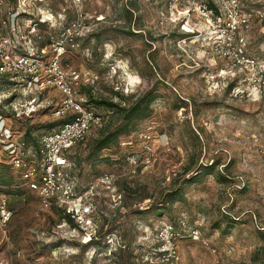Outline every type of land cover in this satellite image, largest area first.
Wrapping results in <instances>:
<instances>
[{
	"label": "rangeland",
	"instance_id": "1",
	"mask_svg": "<svg viewBox=\"0 0 264 264\" xmlns=\"http://www.w3.org/2000/svg\"><path fill=\"white\" fill-rule=\"evenodd\" d=\"M161 2L83 0L79 6L92 28L75 47L66 44L61 59L66 67L99 75L83 86L82 97L105 121L68 154L78 192L89 198L69 222L58 205L42 208L26 184L20 196L0 191L13 212L7 235L0 226V264H165L158 253L162 222L181 231L177 264H264V100L241 74L221 71L225 63L205 21L193 15L161 26ZM246 5L264 11V0ZM42 6L65 7L69 24L78 16L66 0ZM51 23L41 30L59 36L64 28ZM245 37L249 53L264 58V18L253 19ZM90 95L124 106L153 100L130 131L98 149L100 139L127 121L89 103ZM20 96L22 117L8 118L7 127L17 135L31 125L39 136L49 131L42 125L54 119L59 91L49 86ZM31 97L37 99L34 112L24 105ZM106 175L112 183H102ZM193 228L199 240L190 236Z\"/></svg>",
	"mask_w": 264,
	"mask_h": 264
},
{
	"label": "built area",
	"instance_id": "2",
	"mask_svg": "<svg viewBox=\"0 0 264 264\" xmlns=\"http://www.w3.org/2000/svg\"><path fill=\"white\" fill-rule=\"evenodd\" d=\"M45 1L0 0V105L11 98L3 107L21 118L23 109L19 110L16 106L20 95L50 86L60 93L52 108V116L67 120L57 128L43 132L35 150L27 147L20 135L7 127L8 118L0 115V160L21 170L24 184L38 193L42 208L49 209L56 204L75 219L81 215L84 198L89 196L84 197L78 192L75 164L68 154L74 146L87 140L95 127L102 126L105 117L87 107L82 97L83 86L98 82L99 75L88 69L66 67L61 59L66 44L75 47L77 39L92 28L79 12L83 0H66L76 8L78 16L64 27L59 36L50 34L49 44L40 48V23L53 20L55 23H51L52 26L57 27L66 10L64 7L56 14L50 7L42 6ZM160 1L165 6L159 15L161 26L168 19H187L193 15L205 21L211 31L210 40L217 57L225 63L221 71L241 74L242 80L264 100V58L249 53L245 37L252 20L263 19L264 11L249 8L247 0ZM48 48L54 51L52 55L47 52ZM2 86L6 89H1ZM234 89L240 90L239 87ZM36 102V97H31L24 105L34 112L37 110ZM145 136L147 141L152 138L149 133ZM112 180L111 175H106L102 183L109 184ZM94 190L96 187L91 186L87 194H93ZM85 207L87 211L91 209L90 204ZM12 213L6 195L0 194V226L4 228L5 235L8 234L6 227ZM189 234L194 240H199L201 236L198 228L191 229ZM181 235L174 223H161L158 253L165 264L179 263L181 256L177 240ZM1 264L10 263L4 261Z\"/></svg>",
	"mask_w": 264,
	"mask_h": 264
},
{
	"label": "trees",
	"instance_id": "3",
	"mask_svg": "<svg viewBox=\"0 0 264 264\" xmlns=\"http://www.w3.org/2000/svg\"><path fill=\"white\" fill-rule=\"evenodd\" d=\"M132 9L133 8L130 9L128 7V11L130 12V14H131V12H133ZM52 11L55 12L56 14L59 13V11H55L53 9H52ZM66 12H67V9L64 11V17L60 20L59 26H57L55 28L61 29V28H64L67 24H69L68 16H66L67 15ZM44 23H47V22L40 23V29H41L42 24H44ZM51 30H54V29H51ZM41 33H42V39L38 42V45L40 48H43L44 46H47L49 44L50 34L52 32H50V33H49V31L43 32V30H41ZM231 86H230V88H231ZM122 98L124 99V97H122ZM10 99L5 100L4 103L0 105V115H3L7 118H13V119L15 118V119L19 120L18 117H16V115L14 114L15 113L14 111H11L10 109H5L3 107L4 104H6L10 101ZM152 100H153V98L147 100L146 105L143 106L142 102L144 100H143V98H141L140 101L136 102L135 105H133V106H130V105L124 106V105H122L121 102H116L113 99L112 100L97 99V98H94L92 95H90L89 103H91V104L94 103L97 106H103L106 108V110L108 112H111V114L112 113L113 114L115 113L117 115L122 114L124 116L123 119H125L127 121L125 123V125H126L125 128L117 129L116 131H111L110 133H107V135L105 137L100 139L97 142L98 149H102V148H105V147L112 145L114 142H116L118 140V137L121 134H123V132H125L124 130L130 131L131 130L130 126H132L131 122H132L133 118L139 116V114H143L144 116H146V113H147L146 111L150 110V104H151ZM85 104L87 105L86 102H85ZM66 120L67 119H63L60 117L58 119H53L49 122H45V125H42V126H47L50 130H53V129L57 128L58 126H60ZM34 131H35L34 125H31L28 128L26 127L25 130L23 131V133H20V137H21V141L25 142L27 147H31L32 149L37 150V148L39 147V135H37V133L35 134ZM13 132L17 135V132H15L14 130H13ZM74 147H77V146H74ZM71 158L72 157H70V159ZM0 161H1L0 191L4 192L5 194H8V195L9 194L15 195V196L23 195L24 189L21 188V185L24 184L25 179H23L22 173L20 172L21 170L15 169L13 167V165H11L7 161H3V160H0ZM71 161H72V159H71ZM208 168H209V171H207V173H211V171L213 170L212 167L208 166ZM76 176H77V174H76ZM223 178H226V177H223ZM194 180H196V179H193V181ZM63 213H64V211H63ZM64 218L67 219L69 222L74 221L73 218L66 213H64ZM92 241H93V239L90 240L89 242L85 243V244H89ZM117 250L118 249H116V251Z\"/></svg>",
	"mask_w": 264,
	"mask_h": 264
}]
</instances>
